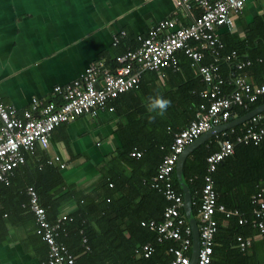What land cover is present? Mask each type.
<instances>
[{
    "label": "trees",
    "instance_id": "16d2710c",
    "mask_svg": "<svg viewBox=\"0 0 264 264\" xmlns=\"http://www.w3.org/2000/svg\"><path fill=\"white\" fill-rule=\"evenodd\" d=\"M197 11L193 9V13ZM243 32L242 39L235 33H225L219 39L224 46L221 55L233 50L242 60L249 61V65L241 71L233 70L226 62H217L224 92L232 90L231 78L238 75L246 76L249 82L256 85L264 83V17L254 18ZM135 44V39L128 41L120 38L116 45L121 47L122 54L135 49ZM175 56L181 73L179 69L170 70L159 87L161 90L146 93L145 97L150 99L149 105L155 97L167 99L171 102L170 107L163 116L150 112L149 105L131 109V115L123 116L119 126L121 148L110 157L106 170L87 189L66 186L58 166L51 161L48 163L43 153L37 151L33 155L25 154L24 163L14 170L15 177L8 184L0 183L1 189L9 191L18 174H27L29 177L23 182V188L18 190V206L23 204V200L26 203L25 190L32 187L50 222L57 219L67 204L73 205V210L65 214L64 231L59 232L57 240L76 255L81 248V240L85 239L88 251L78 255L74 264H168L172 259L167 250L175 244L171 241L157 243L156 234L140 226V222H162L164 209L171 205L161 192L150 188L151 178L156 174L160 160L169 154L172 134L196 120L201 113L200 106L207 104V100L199 97V92L208 88L195 69L190 67L188 58L181 52ZM210 60V56L204 54L200 63L205 64ZM109 64L110 67L115 66L114 61L105 62L106 66ZM150 74L153 75V81L158 79L156 74ZM168 77H171L169 83ZM136 90L127 94H133ZM262 104L264 98L248 105L246 109L233 107L231 113L240 118ZM150 116L155 118L150 120ZM248 124L246 122L234 127L232 133L229 130L225 133L226 139L233 143V154L223 159L210 174L216 203L224 206L228 212L237 211L246 220L244 225H237L236 217L232 215L227 219L222 215L214 216L216 232L211 264H264V239L257 237L250 214L251 197L260 190L264 191V142L256 146L235 143V138ZM251 125L256 128L259 124ZM222 140L221 134L208 139L193 149L183 163L182 173L189 189L194 218L203 179L207 175L205 159L218 150L217 143ZM133 150L140 152L139 158L129 156ZM171 185L175 193L182 197L174 170L171 173ZM179 213L184 226H187L183 209ZM239 236L251 240L250 247L244 252L236 248L235 239ZM144 244L154 247V252L147 259L135 253ZM186 254L189 255L190 250Z\"/></svg>",
    "mask_w": 264,
    "mask_h": 264
},
{
    "label": "built area",
    "instance_id": "2783aa9c",
    "mask_svg": "<svg viewBox=\"0 0 264 264\" xmlns=\"http://www.w3.org/2000/svg\"><path fill=\"white\" fill-rule=\"evenodd\" d=\"M247 1L173 0L174 7L168 18L155 23L144 38H138L137 48L115 56L114 67H108L99 60L87 66L69 84L53 87L51 93L56 102L43 103L32 98L29 108L18 115L15 108L0 100V183L8 184L14 176V170L24 163L25 154L31 155L35 146L46 150L50 133L56 127L81 116H95L98 110L106 108L107 104L119 95L137 89L140 75L144 72L154 73L161 78L163 69L175 70V54L181 52L190 60V67L195 69L199 78L208 85L206 90L199 92V97L207 100V104L200 106L201 113L196 120L172 134L169 154L160 160L156 174L151 178L150 188L161 192L164 199L171 203L163 211L162 222H140V226L154 232L157 243L171 241L175 244L167 250L172 257L168 264H189L191 230L189 226H184L179 213L183 209L182 197L175 193L171 185L175 162L183 149L200 135L230 119H237L231 113L233 107L246 109L248 105L264 98V83L253 84L244 75L232 77V90L224 92L223 80L218 73V61L228 63L236 71H241L249 65L248 60H242L233 50L221 55L224 46L216 36L217 29L228 30L232 27L233 18L241 12ZM193 9L198 11L192 16L191 22L177 27V18L181 12L190 14ZM204 54H208L211 60L201 64L200 60ZM107 110L112 111V108ZM246 122L249 124L235 138V143L256 146L264 142V109L244 123ZM251 123L259 125L254 128ZM232 129H229V132L232 133ZM222 136L218 150L205 159L207 175L203 179L195 217L198 236L195 264H211L216 232L215 215H222L226 219L232 215L236 217L237 225L246 223L237 211L228 212L224 206L216 203L214 183L210 174L223 159L233 154V143L226 139L224 133ZM129 156L139 158L140 152L133 150ZM58 168L63 170L68 166L59 164ZM25 195L24 207L33 216L35 234L47 248L45 259L40 264H74L78 255L88 251L85 239L81 240L79 253L73 255L57 240L59 232L64 231L62 228L66 215L58 216L54 222H50L38 202L34 189L27 187ZM250 214L252 228L257 231V237L264 239L263 190L251 197ZM235 242L239 252H244L251 245L250 239L240 236ZM188 250L189 255L186 254ZM153 252L154 247L150 244H144L135 250V253L144 259L150 257Z\"/></svg>",
    "mask_w": 264,
    "mask_h": 264
},
{
    "label": "crops",
    "instance_id": "0c3cea01",
    "mask_svg": "<svg viewBox=\"0 0 264 264\" xmlns=\"http://www.w3.org/2000/svg\"><path fill=\"white\" fill-rule=\"evenodd\" d=\"M173 7V0H0V100L15 108L18 115L29 108L32 98L56 102L53 87L69 84L99 60L111 63L121 54L116 45L120 38L135 39L138 47V38L168 18ZM195 15L193 11L181 12L176 26L188 25ZM259 16L264 17V0H248L233 18L232 27L217 29L216 36L220 39L225 33H235L242 39L244 27ZM175 58V70L163 69L161 78L154 81L152 74L142 73L133 94L124 93L110 101L93 117L81 116L56 127L47 149L35 146L34 152L43 153L55 166H68L58 168L66 186L87 189L120 150L123 118L131 115V109L149 105L146 93H157L166 73L179 69ZM28 177L18 174L12 190L0 188V264H40L46 256L47 248L35 234L33 216L22 207L25 200L18 206V190ZM73 208L67 204L59 216Z\"/></svg>",
    "mask_w": 264,
    "mask_h": 264
},
{
    "label": "water",
    "instance_id": "95a60500",
    "mask_svg": "<svg viewBox=\"0 0 264 264\" xmlns=\"http://www.w3.org/2000/svg\"><path fill=\"white\" fill-rule=\"evenodd\" d=\"M263 109H264V105L258 106L254 108L253 110L249 111L248 113L244 114L240 118L230 119L226 123H223L220 126L214 127L210 129L209 131L203 133L197 139H195L191 144L187 145L183 149V151L178 156L175 162V165H174L175 180L182 193L183 213H184V217L187 222V225L189 226L191 230V257H190L189 264H195L196 253H197V248H198V236H197L196 221L191 212V197H190L189 189L187 187V184L185 182V179L182 173L183 163L186 157L188 156V154L193 149H195L197 146H199L200 144L208 140L210 137L217 135L221 131H225V130H228V129H231V128H234L236 126L243 124L245 121L250 119L255 114L259 113Z\"/></svg>",
    "mask_w": 264,
    "mask_h": 264
},
{
    "label": "clouds",
    "instance_id": "9594fccd",
    "mask_svg": "<svg viewBox=\"0 0 264 264\" xmlns=\"http://www.w3.org/2000/svg\"><path fill=\"white\" fill-rule=\"evenodd\" d=\"M171 102L167 99L161 97H155L151 100L148 110L150 112L156 113V115L163 116L166 110L170 107ZM154 116H150L149 119H154Z\"/></svg>",
    "mask_w": 264,
    "mask_h": 264
}]
</instances>
